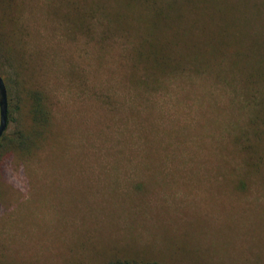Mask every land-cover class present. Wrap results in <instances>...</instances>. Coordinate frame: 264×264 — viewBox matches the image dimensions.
<instances>
[{"label": "rangeland", "instance_id": "rangeland-1", "mask_svg": "<svg viewBox=\"0 0 264 264\" xmlns=\"http://www.w3.org/2000/svg\"><path fill=\"white\" fill-rule=\"evenodd\" d=\"M43 1L25 0L24 15L33 30L29 50L35 56V74L52 92L57 124L36 152L24 157L17 151L2 161L0 264H86L91 248L99 247L95 240L91 244V235L116 240L128 226L123 218L102 219L109 215L105 205L115 183L132 173V164L121 169L119 162L136 152L117 149L114 141L105 148L98 137L102 129L111 135L114 131L102 117L107 106L101 103V92L106 91L103 69L118 70L119 46L103 52L98 37L89 39L81 32L68 36L57 17L48 16L52 7L42 12L35 8ZM257 3L253 18L264 22V2ZM30 8H35L31 15ZM176 95L174 89L159 99V135L140 154L144 162L138 164L139 172L153 196L148 194L150 212L143 216L150 227L143 219L137 228L145 224L146 229L136 228L134 236L148 238V245L176 248L180 258L264 262V179L246 182L245 190L232 194L238 182L224 154L242 127L239 107L214 100L185 102L175 100ZM144 112L150 114V106ZM147 127L152 128L150 120ZM164 146L171 160L165 159Z\"/></svg>", "mask_w": 264, "mask_h": 264}, {"label": "trees", "instance_id": "trees-1", "mask_svg": "<svg viewBox=\"0 0 264 264\" xmlns=\"http://www.w3.org/2000/svg\"><path fill=\"white\" fill-rule=\"evenodd\" d=\"M257 2L44 0L35 7L40 12L52 7L53 13L47 15L56 16L55 22L68 36L81 32L89 39L98 37L103 52L113 44L119 46L117 60L111 55L118 70L103 69L110 76L106 79V75L102 84L106 91L101 92V103L107 106L102 117L114 131L111 135L102 129L98 137L105 148L114 141L117 149L136 152L119 162L121 169L132 164V173L125 174L124 182L115 183L105 205L109 215L102 219L123 218L128 226L116 240L91 235V244L99 247L91 248L86 264H221L208 257L180 258L176 248L148 245V238L134 236L138 223L148 220L143 216L150 212L148 194L153 196L138 164L144 162L142 149L159 135L157 124L163 119L159 99L175 89V100H197L198 104L214 100L239 107L242 127L230 152L224 153L234 165L232 174L238 182L231 193L245 190L246 182L264 179V22L253 18ZM35 8H30V15ZM25 12V0H0V75L8 95V123L0 137V170L4 158L17 151L27 157L48 143L56 123L52 92L35 74V56L29 50L33 30ZM148 106L150 114L144 112ZM148 120L152 124L149 131ZM162 150L169 158L165 159L171 160L166 146ZM144 226L139 229L150 227Z\"/></svg>", "mask_w": 264, "mask_h": 264}, {"label": "water", "instance_id": "water-1", "mask_svg": "<svg viewBox=\"0 0 264 264\" xmlns=\"http://www.w3.org/2000/svg\"><path fill=\"white\" fill-rule=\"evenodd\" d=\"M8 123V95L5 82L0 75V137L6 130Z\"/></svg>", "mask_w": 264, "mask_h": 264}]
</instances>
